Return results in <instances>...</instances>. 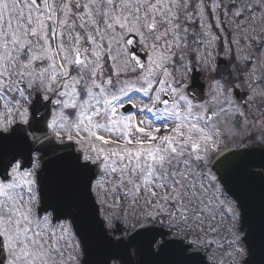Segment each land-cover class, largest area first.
Instances as JSON below:
<instances>
[{
	"label": "snow or ice",
	"instance_id": "1",
	"mask_svg": "<svg viewBox=\"0 0 264 264\" xmlns=\"http://www.w3.org/2000/svg\"><path fill=\"white\" fill-rule=\"evenodd\" d=\"M0 264H264V0H0Z\"/></svg>",
	"mask_w": 264,
	"mask_h": 264
}]
</instances>
